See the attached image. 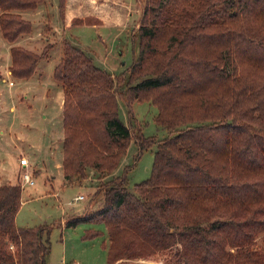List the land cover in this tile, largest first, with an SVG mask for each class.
I'll use <instances>...</instances> for the list:
<instances>
[{"label":"trees","instance_id":"1","mask_svg":"<svg viewBox=\"0 0 264 264\" xmlns=\"http://www.w3.org/2000/svg\"><path fill=\"white\" fill-rule=\"evenodd\" d=\"M43 1L0 0L2 37L14 42L30 32L20 11ZM64 4L58 0L61 18ZM141 4L138 50L122 90L123 75L62 41L53 77L63 91V175L82 179L92 167L102 181L95 192L103 196L101 206L64 226L103 224L107 264L173 248V264H264V0ZM9 52L15 78H29L44 54L21 45ZM118 96L128 107L127 124L118 116ZM143 100L157 108L155 123L168 132L161 139L132 125L131 104ZM131 138L136 157L156 143L150 176L132 186L124 175L103 181ZM21 192L18 183L0 184V264H47L52 225L16 224ZM101 235L103 229L89 227L81 238Z\"/></svg>","mask_w":264,"mask_h":264},{"label":"rangeland","instance_id":"2","mask_svg":"<svg viewBox=\"0 0 264 264\" xmlns=\"http://www.w3.org/2000/svg\"><path fill=\"white\" fill-rule=\"evenodd\" d=\"M125 1L138 3L137 10L140 11L143 0ZM57 6L58 0H45V4L39 5L37 11L36 9L28 10L30 14L32 13V18L28 19L32 24L28 34V44L37 49L34 52L40 54L44 50V54L38 61L41 76L31 78L24 82V85L23 81L8 78L5 60L8 41L0 32V129L3 130L5 124L8 126L11 121L9 133L8 131L0 133V184L15 181L19 184L13 162H19L22 156L20 154L25 155L29 161V170L32 172L34 184L22 188V203L16 215V223L22 226L44 223L52 225L49 233L50 249L45 256L47 264H106V249L100 244L103 237L94 240L93 245L89 242L90 240H82L80 236L83 231L82 225L66 228V230L61 227L63 218L79 212L81 214L82 208L88 202L92 203V209L102 205V193L95 192L99 182H102L99 181L101 178L98 179V174L92 167H87L84 178H72L69 181L64 179L59 146L62 134H59V126L55 121H43L40 108L44 103L42 97L44 87H49L51 101L58 100L60 91L63 92L61 85L53 77V66L62 55L64 37L73 45L85 49L95 65L104 68L115 77L123 75L117 89H124L127 69L138 50V38L133 36L137 28L136 13L131 11L123 25L105 24L97 27L74 25L62 36L61 30L53 28L56 25L59 26L61 22ZM44 21L47 24H44ZM97 33H100L102 37L98 38ZM231 69L230 65L228 70L231 71ZM20 88L26 90L27 94L33 93V97L29 94L31 99H28L22 93H15ZM27 100L31 101L30 109L26 103ZM57 102L52 103L57 104ZM11 103L16 105L13 112L8 110ZM117 107L119 118L127 124L129 111L127 104L120 96L117 97ZM3 108H6L4 113ZM131 110L132 125L135 128L139 127L143 135L158 140L168 134L164 128L156 125L154 116L157 108L152 103L145 100L134 101L131 104ZM12 136L14 139L11 138ZM155 149L156 143H152L136 157L138 146L131 138L116 168L102 180L124 175L128 186L145 180L151 173ZM20 170L18 168V174ZM77 194H83L84 199L72 202ZM92 225L98 228L103 227L101 223ZM173 253L174 248L157 252L148 256L149 258H125L128 260L118 264H173L175 261Z\"/></svg>","mask_w":264,"mask_h":264},{"label":"crops","instance_id":"3","mask_svg":"<svg viewBox=\"0 0 264 264\" xmlns=\"http://www.w3.org/2000/svg\"><path fill=\"white\" fill-rule=\"evenodd\" d=\"M42 4H45V0L43 2H41L40 4H38L35 8H33L31 10L36 9V11H37L38 6L39 5L42 6ZM138 5H139L138 3L137 4L136 3H131L130 1L126 2L125 0H65L64 9H63V18L60 17V21L61 22L59 23V26L56 25V26H54V27L52 26V27L55 28L56 30L57 29L61 30V35L62 34L64 35L66 30H69L74 25H81V26L89 25V26H92V27H97L98 25L103 26L105 24H108V25L111 24V25L119 26V25H123L125 23V19H127L129 14H131V11H135V13H136L135 23L137 25V20H138L139 13H140V11L137 10L138 7H139ZM28 10H30V9L22 10V11H20V13H21V15L24 18L31 19L32 18V13L30 14L31 10L30 11H28ZM87 16H91V17H95V18L99 19L101 24L100 23H93V24H86V23L75 24V23H72V19L73 18H84V17H87ZM44 24H47V23L45 22ZM29 33L30 32L23 33L14 42H8L6 44L7 50H6V58H5V60L7 61V67H9L10 62H11L9 49H10V47L12 45H21V46H23V47H25L27 49L33 50V51L37 50V49H34L32 46H30L28 44V34ZM97 36H98V38L102 37L100 33H97ZM63 39H62V41H63ZM82 47H84V46H82ZM6 73L9 76L8 78H14V79L18 80L19 82L23 81L22 82L23 85L25 84L24 82H27L31 78H34V77L35 78H39L41 76V70L38 68V64H37V66L35 68L34 73L29 78H15V77L11 76L8 68H7V72ZM10 82H11V80H9V83ZM58 83L61 85V83L59 81H58ZM43 89L44 90H43V93H42L43 94L42 97H43L44 103H43L42 107L40 108V111H41V114H42L41 117H42L43 121L44 120L46 122H48V120L50 122L51 121H55L56 124H58V126H59L58 132H59L60 135L62 134V137H60V139H59V144H60L59 146H60V150H61V162H62V140H63L62 105H63V92L60 91L59 96H58V100H53L54 102L58 101L57 104H54V103H52L53 101L50 100L51 96L49 95V87L48 88L44 87ZM15 93H17V94L22 93V95L25 98H28V99L30 98V96H28L29 94L33 97V93H28L27 94L26 90H24L23 88L22 89L20 88L19 91L18 92L16 91ZM26 103L28 105V108L32 107L31 101L29 102L27 100ZM4 109L6 110V108H3V113L5 112ZM15 109H16V105L11 103V105L9 106L8 110L13 112ZM3 113H2V116H3ZM0 118H1V109H0ZM10 126H11V121L8 123V126L5 124V127H4L3 130H1L2 128L0 129V133L1 134L5 133V132L7 133V131L9 133L8 128L10 129L11 128ZM11 138L14 139L13 136ZM20 155L25 156L23 154H20ZM13 163H15L14 172L15 173L17 172L16 174L18 176V168L20 167L19 166V162L14 161ZM28 165H29V161H28ZM61 167H62V165H61ZM62 176L64 177L63 170H62ZM64 179L67 180L65 177H64ZM13 183H17V182L15 181ZM13 183H11V184H13ZM7 184H9V183H7ZM83 199H80V200H83ZM85 208H89L91 210H94V208L92 209V203L91 202H88V204L82 208V211ZM78 214H76V215H78ZM70 216H72V215H69L66 218H63L61 220L62 229H63V227L66 230V228H74L76 226L82 225L83 226L82 227L83 228L82 233H83L85 231V229H87L89 227H95V226L92 225L93 223H87L86 225H85V223H79V224H77L74 227H65L64 226V221L67 218H69ZM15 222H16V216H15ZM19 226H22V225H19ZM101 229H103V235H101L100 237H96V238H93V239H84V240H90L89 242H91V244L94 245L95 244L94 240L96 241L97 238L103 237L101 242H100V244H101V246L104 249H107V247H108L107 232H106V229L104 228V226ZM82 233L80 234V236L82 235ZM126 260H128V259L122 258V259L117 260L113 264H118V263L124 262ZM105 261H106V258H105Z\"/></svg>","mask_w":264,"mask_h":264},{"label":"built area","instance_id":"4","mask_svg":"<svg viewBox=\"0 0 264 264\" xmlns=\"http://www.w3.org/2000/svg\"><path fill=\"white\" fill-rule=\"evenodd\" d=\"M11 83V82H10ZM19 168L21 169L19 174H18V180H19V185L21 188L27 186V185H33L34 184V179L31 175V171L29 170V165H28V159L25 156H20L19 158ZM84 195L83 194H77L73 197L72 202L79 201L80 199H83Z\"/></svg>","mask_w":264,"mask_h":264}]
</instances>
